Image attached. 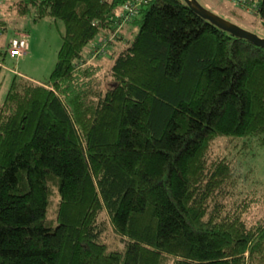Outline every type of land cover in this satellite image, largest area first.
<instances>
[{"label":"trees","instance_id":"trees-1","mask_svg":"<svg viewBox=\"0 0 264 264\" xmlns=\"http://www.w3.org/2000/svg\"><path fill=\"white\" fill-rule=\"evenodd\" d=\"M129 1L8 4L65 30L48 80L15 75L0 102V264H264V221L225 203L241 176L212 154L219 137L264 144V46L185 0L130 16ZM245 1L264 22V0ZM124 23L138 29L104 72L86 47Z\"/></svg>","mask_w":264,"mask_h":264},{"label":"rangeland","instance_id":"rangeland-1","mask_svg":"<svg viewBox=\"0 0 264 264\" xmlns=\"http://www.w3.org/2000/svg\"><path fill=\"white\" fill-rule=\"evenodd\" d=\"M205 7L232 20L244 28L258 33L264 37V22L257 12L255 4L238 0H199ZM11 0H4L1 9L2 15L7 20V36L24 31L29 34L30 46L27 53L19 58L11 57L3 52L0 55V102L4 101L12 79L15 75L28 76L38 81H47L58 59V51L62 44L65 23L62 19L45 16L38 20L30 15H19L15 10L8 9ZM136 28L129 23H124L117 34H101L87 45V52L92 61L101 64L105 72L113 62L119 49L124 47ZM135 31V32H136ZM114 35L112 40L109 37ZM107 39L108 45L102 52L103 43ZM7 42V38L4 39ZM105 43V42H104ZM5 46V45H4ZM3 46V48H4ZM101 46V47H100ZM93 49V50H92ZM118 50V51H117ZM110 51V52H109ZM115 52V53H114ZM111 56V57H109ZM16 69L18 72L13 71ZM212 154L224 155L236 165L235 170L241 176L236 188L225 196L228 206L244 204L245 218L248 225L255 226L264 221V144L257 140L245 141L238 137H219L214 142ZM240 172V173H239ZM51 198L48 205L47 222L56 224L59 195L54 181H51ZM104 239L112 247L122 246L123 242L114 236L111 230L104 234Z\"/></svg>","mask_w":264,"mask_h":264},{"label":"water","instance_id":"water-1","mask_svg":"<svg viewBox=\"0 0 264 264\" xmlns=\"http://www.w3.org/2000/svg\"><path fill=\"white\" fill-rule=\"evenodd\" d=\"M197 13L207 18L219 27L233 33L234 35L245 37L252 42L264 46V37L258 33L248 30L243 26L233 22L232 20L214 12L205 7L199 0H185Z\"/></svg>","mask_w":264,"mask_h":264},{"label":"built area","instance_id":"built-area-1","mask_svg":"<svg viewBox=\"0 0 264 264\" xmlns=\"http://www.w3.org/2000/svg\"><path fill=\"white\" fill-rule=\"evenodd\" d=\"M4 0H0V6H2ZM142 0H131L129 1L126 6L129 10V14L131 15L137 11L138 5ZM239 2H244L245 0H238ZM3 28L0 25V45L2 44V35H3ZM30 42H29V34L24 31L16 32L14 35H11L7 41L6 52L15 58H19L25 55L29 49ZM13 71H17L13 69Z\"/></svg>","mask_w":264,"mask_h":264},{"label":"crops","instance_id":"crops-1","mask_svg":"<svg viewBox=\"0 0 264 264\" xmlns=\"http://www.w3.org/2000/svg\"><path fill=\"white\" fill-rule=\"evenodd\" d=\"M5 38H8V36L5 35ZM5 38H4V39H5ZM4 39H3L2 43L4 42ZM7 40H8V39H7ZM3 56H5V55H3ZM27 77H28V76H27ZM30 78H31V77H30ZM33 79H34V78H33ZM35 80H37V79H35Z\"/></svg>","mask_w":264,"mask_h":264}]
</instances>
